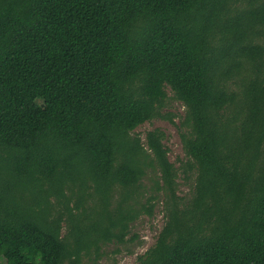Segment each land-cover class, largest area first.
<instances>
[{
	"label": "trees",
	"instance_id": "1",
	"mask_svg": "<svg viewBox=\"0 0 264 264\" xmlns=\"http://www.w3.org/2000/svg\"><path fill=\"white\" fill-rule=\"evenodd\" d=\"M159 196L136 264H264V0H0V264H101Z\"/></svg>",
	"mask_w": 264,
	"mask_h": 264
},
{
	"label": "rangeland",
	"instance_id": "2",
	"mask_svg": "<svg viewBox=\"0 0 264 264\" xmlns=\"http://www.w3.org/2000/svg\"><path fill=\"white\" fill-rule=\"evenodd\" d=\"M168 98L165 105L160 109V113L167 117H155L144 122L135 130L143 139L148 130L160 128L165 132L164 144L168 148V158L175 166H179L181 161L185 160L180 139L181 129L179 123L184 115L185 107L181 101L173 97V93L167 87ZM169 117L172 121L169 120ZM187 176L188 178H185ZM177 193L182 197H189L194 185V173L184 175L183 172L178 174ZM149 183L146 180V184ZM148 185V184H147ZM159 196L151 216L141 214L139 218L132 223L131 234L136 233L137 238L119 246L120 252H115V246L108 244L104 246V255L99 263L101 264H136L137 256L143 254L151 247L156 236L164 223L163 204ZM89 264V263H84Z\"/></svg>",
	"mask_w": 264,
	"mask_h": 264
}]
</instances>
